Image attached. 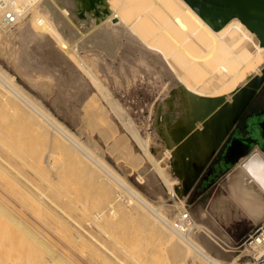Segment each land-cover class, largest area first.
Segmentation results:
<instances>
[{
    "label": "bare ground",
    "instance_id": "1",
    "mask_svg": "<svg viewBox=\"0 0 264 264\" xmlns=\"http://www.w3.org/2000/svg\"><path fill=\"white\" fill-rule=\"evenodd\" d=\"M32 10L35 11L32 12ZM6 12L13 15L12 20L6 17ZM18 17L23 19L15 28V36L11 35L8 39H18L22 45L18 46L22 47L20 57L24 74L30 75L29 68L31 69L37 62L42 61L51 68L53 62H57L63 76L69 79L67 81H75L73 86L75 95L76 93L87 94L85 89L91 82L109 103L114 114L119 117L123 127L130 131L131 137L140 147V150L136 148L135 152H142L148 160L140 155L144 161L136 171L140 178L146 177V186H149L151 192L158 196H168L167 189L173 188L171 180L179 182L181 180L182 184L183 180L193 177L199 164L210 152L217 149L225 136H228L227 133L234 121L264 82V0H0L2 28H7ZM38 26L45 29H39ZM80 49L83 54L78 52ZM157 52L158 54L155 55ZM116 58L119 59L118 63L115 62ZM97 70L104 74L105 78L121 83L119 85L125 89L134 84L135 78L147 80L145 81L147 83L151 81V85L159 81L154 85L160 83L161 93L153 103L151 102L152 106L148 107V116L152 119L151 125L159 136L157 142L159 147L153 142L155 147L150 150L151 144L148 145L147 140L139 136L137 129L139 130L141 126L145 127L143 124L146 121H140L142 124L136 129L134 119L132 120L127 114V118L123 117L121 114L123 107L116 101L118 97L112 95L116 99L108 97L115 91L109 90L102 84ZM65 89L67 88L57 87L55 94H60V91L64 93ZM85 98L82 102H86ZM0 102L4 103L9 111L24 110L28 124L43 138L45 132L48 134L50 132L51 141L54 144L51 148H43L41 144L42 146L36 145L29 152L17 141L0 133V189L3 190V182H6L3 179L4 170L11 172L13 178H21L25 188L18 192L30 205L27 206L30 209H26L32 212L36 210L34 212L36 214H38L37 210L43 209L45 216L42 218L43 223L47 222L46 226L50 228V232L53 231V235L67 234L73 239L72 241L87 245L91 250L94 247H102L104 253L102 259L105 264L148 263H146L148 256L144 254L145 251L141 252V247L138 248L139 244L125 241L113 229L122 222L120 219L123 212L120 208L123 211L124 207L121 206V200L119 201L121 207L115 204L119 209L112 205V199L109 200V198V202L106 199L107 205L102 202L101 204L105 206L100 205L101 208L95 206L97 209H93L94 203L91 199L93 208L89 202L91 208H88V204L80 200L82 196H79V200H77L78 197L74 199L72 195H69L71 192H67L70 188L67 189V187L66 190L64 184L51 179L52 174L49 175L46 165L56 167L59 156L66 155L89 172L91 177L108 178L113 182V187L122 188V191L127 192L130 196L127 201L134 202L136 205L137 213L134 212L136 216L146 221L148 228L156 235L167 238L172 243L174 250L177 251L175 256L179 255L181 259L184 257L188 264H234L233 261L237 255L230 261H225L191 238L187 231H181L180 222L176 218L169 217L168 209L153 205L142 193L129 186L113 168L68 131L51 112L49 113L34 102L2 70H0ZM91 105L89 103L88 106ZM124 105L127 104L124 103ZM98 109L97 113H100ZM68 110L71 111V109ZM107 113L109 114V111ZM107 113H105L106 116ZM257 116L258 120L255 123L262 128L261 136L264 137V117H262L264 110H261ZM111 119L113 120V116ZM49 125H52L54 130L48 129ZM116 125V130L122 131L120 126ZM248 129L251 131L250 136L242 137L235 132L223 148L221 155L223 168L242 156L226 174L222 181V192L215 196L213 206L215 210H221L218 212L223 213L224 217H228L230 213V216L236 219L244 217L253 223L260 221L264 223V152L255 146L250 152L248 151L249 153L243 155L251 144L258 140L257 133L260 134L258 130L256 134L253 133L250 126ZM148 136L150 139L151 136ZM66 141L71 145H67ZM128 143L130 145L129 141ZM259 143L264 144L261 141ZM22 169L26 172L21 173ZM168 172L176 174L179 179H168L166 175ZM161 180L166 182L165 186L161 184ZM15 183L19 187L20 184L17 181ZM112 184L110 183L111 188ZM107 185L109 186V183ZM119 192L122 193L121 190L118 194L115 193L118 197L121 195ZM2 198L0 197V208L7 203L3 204ZM114 199L117 198L114 197ZM178 203L181 201L174 202L176 205ZM7 210L9 208L6 209V216L13 224L19 228L23 224L26 225V222L21 224V216H18V214L22 215L20 211L15 217L17 209L14 211V216L10 214L13 210H9L10 212ZM39 212L38 216L33 213L37 216L33 220L40 219L41 211ZM129 215L131 217V212ZM124 216L123 220L126 221ZM22 218V221L27 219L23 215ZM141 218L139 220L142 222ZM0 225H2L1 222ZM143 225H145L144 222ZM23 227L21 230L26 231L30 226ZM41 227L44 228L43 224ZM91 228H96L109 243L97 237ZM49 230L45 232L49 233L47 232ZM118 232L120 234L119 230ZM16 234L17 232L14 235ZM58 235L55 236L58 237ZM263 235L262 227V232L250 241L254 244L252 245L254 251L257 247L255 256L264 250L261 239ZM63 236L62 238L66 240L70 238ZM10 240L7 241L10 242ZM34 241L31 242L34 244ZM36 242L41 245L39 247H43V250L46 248L45 252L48 250L49 254L47 257L45 255L43 263L60 264L68 261L63 260L55 247L43 244L40 240ZM221 242L226 241L221 240ZM60 243L62 245V242ZM9 244L8 248L6 246L8 251L4 252L2 249L4 253L0 254V264H20L19 256L17 257L18 249L15 248L18 245H12V248L16 250H11ZM218 244L219 247L224 248L220 243ZM81 245L77 247L83 249ZM71 246H66L65 249L68 250L67 247ZM83 250L86 252L87 248ZM11 252L16 256H13ZM70 252L72 254V251ZM63 253L66 257V252ZM80 253L78 252V256L82 255ZM151 258L148 259L149 262L152 261L154 264L156 261L155 264H159L158 259ZM28 264H31V261Z\"/></svg>",
    "mask_w": 264,
    "mask_h": 264
},
{
    "label": "rangeland",
    "instance_id": "2",
    "mask_svg": "<svg viewBox=\"0 0 264 264\" xmlns=\"http://www.w3.org/2000/svg\"><path fill=\"white\" fill-rule=\"evenodd\" d=\"M34 11L35 10H32V12H34ZM19 19L20 18L18 17L16 20H14V22L10 23L7 28H2L0 26V70H2L4 73H6V75L25 94H27L34 102L39 104L41 107H43L49 113L51 112V114L55 118H57V120L59 122H61L62 125L68 131H70L73 135H75L84 145L89 147L94 152V154H96L102 161H104L111 168H113L125 180V182L129 186H131L132 188H134L137 191H139L140 193H142L144 195V197L148 201H150L153 205L162 206V207L168 209L169 217H171L172 219L176 218V220L180 222V224H181V227H179L180 230L181 231H187L188 235L191 238H193L194 240L199 242L201 245L206 246L212 254H216V255L220 256V258L225 260V261H230L231 258H234L237 255L235 257V260L233 261L234 264H264V250L259 255L255 256L257 254V251H256L257 247H255V251H254V249L252 248L254 246V244L250 243V241L252 240V238L254 236H256L262 232V227L264 228V223L262 221L257 222V223H253L252 221H249L244 217H242L241 219H236L233 216L231 217L230 213L228 214V217H224L223 213L221 214L218 212L221 210H215V208L213 206L214 198L217 194L222 192L221 191L222 190V187H221L222 181L224 180L226 173L230 169V166L227 168H223L222 166L220 167V160L222 159L221 155H222L223 148H224L225 144L231 138L232 134L237 132V130H240V132L243 134L247 133L246 128H245L246 119H245L244 114L249 107L250 108L246 112L247 115L250 113H253L257 110V107H258L257 105H259L257 103H259V102H256L257 99L254 102H253V100L255 99L256 95L260 92V90L263 88L264 82L262 83L260 88L255 92V94L252 96V98L250 99V101L246 105V108H244V110H242V112L239 114L238 118L234 121L233 125L231 126L230 130L227 133L228 136H225V138L221 142V144L217 147L216 150H214L215 152L214 151L210 152L207 155V157L204 159V161L199 164V166H198L196 172L194 173L193 177L190 178L189 180H183V182L181 184V180H180V182L178 180H171L172 178H178L179 179V177H177L176 174H173L172 172H168V174H166V175H167V178L171 180L170 182H172L173 188H171V190L167 189V195H168L167 197H162L161 195L158 196V195L154 194V192H151V190L149 189V186L148 187L146 186V180H145L146 177L140 178V175L138 176V174H139L137 172L139 170L138 167H140L142 165L141 163H143L142 162V161H144L143 159H146L145 156L142 154V152H140V151L138 153L135 152V149L139 148L138 150H140V147L135 143V140L131 137L130 131L126 130L123 127L122 122L120 121L119 117L116 114H114L113 110L111 109V107H110L109 103L106 101V99L102 96V94H100V92L95 88V86L92 85L91 82H89L90 85L87 86L88 88L85 89L87 94L76 93V95H77L76 96L74 93L75 89L73 87L75 84V81L68 82L69 79H66L63 76V72L60 69V67L58 66L57 62H53L52 68L50 66H47L42 61L37 62L32 66L33 68L32 67H31V69L29 68L28 73H30V75L24 74L23 67L21 65V57H20L21 53H22V50H21L22 45L20 44L18 39H11L10 38L11 41L8 39L11 35L15 36V34H16L15 28L17 27V24H19L23 18H21L20 20ZM38 28L39 29H45V28L40 27V26H38ZM18 45H21V46H18ZM78 52L80 54H83L81 49ZM157 54H158V52L155 53V55H157ZM118 61H119V59L116 58L115 62L118 63ZM92 67H94V65H92ZM45 70H48V71H45ZM97 74H98L100 81L102 82V84L106 88H108L109 90L115 91L114 94H110V96H108V97H110L112 99H116L118 97L116 99V101H118V103H120L121 106L123 107L121 110V114L123 115V117L127 118L128 116H130L132 120L134 119L133 122H134L136 129L141 126L142 121L143 122L146 121V123L144 122V124H143L146 128L141 126L142 129L140 127L139 130L137 129V132H138L139 136L141 135L142 139L144 138L147 140L148 145L151 144V145H149V149L150 148L152 149V147H155L153 145V142H155L157 144L159 136L156 134L157 133L156 130L152 127L153 125H151L152 119H150V117L148 116V113H149L148 107L150 108L152 106V103L155 101V99L161 93L162 89H160V83H159V85H154L159 81H155L156 83L154 82L153 85H151L152 84L151 81H149L147 83V82H145L147 80L143 81L141 79L137 80L135 78L134 84L129 85V87H127L125 89L123 86H120L121 83H119L118 81L117 82L115 80L111 81V79L105 78L104 74H102L99 70H97ZM85 78H86V76H85ZM60 81H61V83H60ZM57 87H59V88L65 87L67 89H65L64 93L62 91H60V94H55V92H57L56 91ZM76 87H77V83H76ZM71 88H72V90H71ZM158 89L160 91H158ZM67 91H69V93L71 91L72 92L69 94V93H67ZM72 95H73V97H72ZM111 95L113 97L115 96L116 98H113ZM260 97H261V102L264 103V101H262V96H260ZM84 98H85L87 104L85 101L82 102V100H84ZM88 100H90V101H88ZM89 103H90V105L93 104L94 106L93 105H91L92 107L88 106ZM124 103L127 105H124ZM128 103H130V104H128ZM86 105L88 108L86 107ZM71 106H73V108ZM143 106L147 109L142 108ZM58 107H59V109H58ZM99 107H101L102 109ZM107 108H110V109H107ZM68 109H71V111L72 110L73 111L71 112ZM97 109H98V112H100V113H97ZM107 110L109 111V114L107 113L108 112ZM123 110H124V112H123ZM141 110H142V112H141ZM138 112H140V113H138ZM105 113H107L108 115L106 116ZM126 114L128 116H126ZM112 116H113V120L111 119ZM26 118H27V115L24 113V110H22V111H19V110L9 111L8 107L4 103L0 102V133L7 135L8 137L17 141V143L21 144L25 148V150H27L28 152L30 149L34 148L36 145L40 146L41 144H43V148L44 147L51 148L54 144L51 141L50 132H49V134L45 132L44 138H43L40 134H37L33 128H31L30 124H28V122L26 121ZM96 118H97V121L101 120L100 122H103V123L97 122ZM115 125L117 127L119 125L120 126L119 128L122 131L118 132L116 130L117 128L115 127ZM49 126L50 127L48 129L53 128L52 125H49ZM143 129H146V130L144 131ZM51 130H54V128ZM51 130H49V131H51ZM141 130H143V131L140 132ZM114 133H115V135H113ZM148 135L151 136L150 139L148 138L149 137ZM128 141L130 142V145H129ZM150 141H152V142H150ZM66 143H67V145L69 144V142H67V141H66ZM30 144H31V146H30ZM48 144H49V146H48ZM158 144H157V146L159 147ZM70 145L71 144H69V146ZM131 147H133V148H131ZM140 155H142L144 158L141 157ZM141 158H143V159H141ZM46 168L49 172V175L52 174V175H50V177H51V179L53 178L54 182L64 184L65 189L67 187H68L67 189L72 188V190H70V189L69 190L66 189V190H67V192H71L70 194L69 193L68 194L72 195V197L74 199H75V197H78L77 200H79V196H82V198L80 200L81 201L84 200L85 204L86 203L88 204V202H89L90 206L92 204L90 202L93 201V203L95 204V205L92 204V206L94 208L91 206L93 209H97V207H95V206H99L98 208H101L102 205L104 204V202H105V205H107L106 199H107V202H109V200L112 199L111 203L116 209H119V207H121V206H122V208L124 207L123 211L120 208L121 212H123L121 215V219H120V221H122V222L121 223L119 222L118 225L115 224L118 227L116 226L117 228L115 229V227H114L113 229H114V231H116L117 235H120L125 241L134 242L137 245L139 244L138 248L140 246L141 249L140 248L139 249L141 250V252L145 251L146 253L144 252V254H146L148 256V258L146 257V263L148 262L147 264H151V263L153 264L152 261L151 262L148 261V259L150 260L151 257L152 258L155 257V259L151 258L152 260L158 259L157 261L159 264H188L187 263L188 261L184 257L181 259L179 257V255L175 256L177 251L174 250L172 243L170 241H168L167 238L156 235V233L152 232L148 228L149 225L146 221H144L140 216H136V214H135V213H137L136 205H134V202L130 203V202H128L129 200L127 201V199H129V197H130L129 194L127 192L122 191V188L120 189L116 186L113 187L114 186V184H112L113 182H111L108 178H104L101 176L100 177H98V176L91 177L92 175L88 174L89 172H87L81 166H78L71 158L67 157L66 155H63V157L59 156V160L56 163V167H55V165H53V166H51V165L47 166L46 165ZM150 168H152V166ZM4 172H5V175H4L3 179L6 182H3L4 183L2 186L3 190L0 189V191L3 195L1 193L0 194L3 196L4 199L2 198L1 195H0V197L2 198V201H4V202L1 201L3 204L5 202H7V203L4 204L6 206H4L3 208H0V222L2 224L0 226H1V228L3 227L2 229L0 228V254H3L7 250L8 243H10L11 245L9 244V246L11 247V250H16L15 248H17L19 250V251L17 250V254H18L17 257L19 256V260L21 261V262L19 261L20 264L21 263L28 264V262H30V261H31V264H39V263L41 264L44 262L43 260L45 258V255L47 257L49 253H48V250H47V252H45L46 248H44V250H43L42 249L43 247H39L40 244H38L36 241L40 240L43 242V244H46L49 246L51 245V246L55 247L57 249L56 252L61 254L63 260H68V261H64L65 263H60V264H66V262H67V264H90V263L91 264H99V263L105 264L104 260L102 259V254H104L102 247H98V248L92 247L93 249L91 250V249H89V246H87V245H84V244L81 245L78 242L76 243V242L72 241L73 239L70 236H68L67 234H65L64 236L58 235V234L53 235V231L51 230V232H50V230H49L50 228H48V226H46L47 222H45V224L43 223L44 222L42 220V218L44 216L43 215L44 214L43 209L39 210V211H41L40 219L33 220V219H35L34 217H37L40 212L37 210L38 214H36V213H34V212H36V210H34V212H32V210H27V209H30V207L27 208V206H30V205L28 204V201L25 199V197L21 193L18 192V191H22L25 188L24 183L21 182L23 180L21 178H15V177L13 178L11 172H7L5 170H4ZM25 172H26L25 169H22L21 173H25ZM55 173H56V175H55ZM102 178H104V179L102 180ZM14 180L20 184L19 187L17 186V184L15 183ZM104 180H105V183H104ZM100 182H103V183L101 184ZM106 183L107 184L109 183V186ZM110 183L112 184V188H114L116 190H114V189L112 191L110 190V189H112ZM161 184L163 186H165L166 182L161 180ZM107 187H108V189H106ZM119 189L121 190L122 193L119 192V194H121V195H119V197H118V196H116V194H118V191H120ZM78 190H80V191H78ZM108 190H109V192H108ZM3 191L5 193H3ZM73 191L76 193H74ZM86 193H87V195H86ZM8 194H12V195H8ZM81 194H83L84 196ZM108 194L111 195L112 197L109 196ZM87 196L90 199H88ZM6 197H8V198H6ZM84 197L88 201H86V199ZM105 197H107V198H105ZM114 197L117 198L118 200L114 199ZM100 198H101V200H100ZM108 198H109V200H108ZM124 198H125V200H124ZM91 199H92V201H90ZM104 199H105V201H104ZM113 200H117V201L115 202ZM120 200L121 201L123 200V201L121 202ZM119 201L121 203V206H119L120 205ZM175 201L176 202L181 201V203H178L176 205V204H174ZM102 202H103V204H101ZM98 203H100V204L98 205ZM89 204L87 205L88 208L90 207ZM115 204L116 205L118 204L119 207H117ZM128 204H129V207H128ZM100 205H101V207H100ZM105 205H103V207ZM7 208H9V210H11V211L13 210L12 211L13 213H10L12 215L14 214V211H16L15 209L18 210V212L15 213V215H16L15 217H17V214L20 211V213H22L23 217L27 218L26 220L22 221V219H23L22 215L18 214V216H21L20 217L21 218V224H23L22 222H26L25 223L26 225L23 224V225H21V227L24 226L23 228H25V226L27 227L29 225L30 227L29 226H28L29 228L27 227L29 230L28 229H26V231L24 230L25 231V233H24V231L21 230V227L19 228V226L17 227L15 224H13L10 221V219L6 216V209ZM125 208H126V211H124ZM131 208L132 209L135 208V209H133V212L131 211L132 210ZM9 210H7V212H10ZM134 210H136V211H134ZM124 212L128 213V217H126L127 213L125 214ZM130 212H131V217L129 215ZM31 213L33 215V218H32V215H30ZM33 213L36 214L37 216L34 215ZM132 215L133 216L135 215V216L133 217ZM184 215H186V219H185L187 221L186 226H184V224H183V218H184L183 216ZM29 216H31V217H29ZM123 216H124V219H126V221L123 220ZM139 217L141 218V220H143L142 222L139 220L140 219ZM129 218H131V219L129 220ZM132 219H133V221H132ZM134 220H136L137 222ZM33 222H34V224H33ZM143 222L145 225H143ZM42 224H43L44 228L41 227ZM34 225L36 227H34ZM145 227H147V228L145 229ZM43 229H45V230L48 229L49 231H47V232H49V233H46L45 230H43ZM118 230L120 231V234H118L119 233ZM32 231H34V232H32ZM91 231L97 237L102 239L104 242L109 243L108 239H106L105 237L100 235L99 232L96 230V228H94V229L91 228ZM16 232H17V234L14 235ZM50 233H52V234H50ZM213 233H215V234L213 235ZM26 234H27V236H26ZM30 234H32V235H30ZM33 234H34V236H33ZM40 235H42V236H40ZM55 235L56 236L58 235V237H56ZM46 236H47V238H46ZM62 236L63 237L68 236L70 238H67V240H66V238H62ZM12 237L14 239H11L12 240L11 241L10 238H12ZM29 237H31L33 240L31 238L29 239ZM40 237H42L44 240H42V238H40ZM6 238L8 241L10 240V242H8L6 240ZM37 238H39V239H37ZM48 238H49V240H48ZM63 239H64V242H63ZM177 239H179V238H177ZM261 239H262V243H264V237H262ZM28 240H29V242H28ZM34 240H36V241H34ZM57 240L59 241V243ZM221 240H225L226 242L222 243ZM31 241H34V244ZM48 241H50V242H48ZM60 242H62V245L64 243V245L62 246ZM30 243H32L34 245V247ZM49 243H51V244H49ZM218 243H220L222 246H224V248L226 250L222 247H219ZM16 244L18 246H15ZM70 244L71 245L73 244L74 246L73 245L71 246ZM79 244L81 245V247H83V249L87 248V250H86L87 254L86 255H85L86 252L83 249H81L80 247H77V246H80ZM226 244L230 245V246L229 247L225 246ZM12 245L15 246V248L13 247L14 249L12 248ZM30 245H32L31 247L33 250L31 249ZM4 246H5V248H4ZM6 246H7V248H6ZM66 246H71V247L70 248L67 247L68 250H66L65 249ZM10 247H9V249H10ZM34 248H36L37 250L36 249L34 250ZM71 248H72V250H71ZM2 249H4L3 253H2ZM73 249H75L76 252ZM78 249L79 250L81 249L82 252H81V250L79 251ZM31 251H32V253H31ZM34 251H35V254H34ZM68 251H69V253H68ZM70 251H72V254ZM253 251H254V253H253ZM63 252H66V254H67L66 257H65V254ZM78 252L79 253L81 252L80 254H82V255L78 256L79 255ZM11 253L13 254V256H16L13 252H11ZM7 254L9 255L10 253H7ZM4 255H6V254H4ZM89 255H91V256H89ZM85 256H87V257H85ZM80 257H82V258H80ZM83 257H85V258H83ZM90 257H92V259L94 257V259L92 260ZM98 258H99V261H97ZM32 259H33V261H32ZM35 260L39 263H37ZM154 262L156 263V261H154ZM43 264H45V263H43ZM52 264H55V263H52Z\"/></svg>",
    "mask_w": 264,
    "mask_h": 264
},
{
    "label": "flooded vegetation",
    "instance_id": "3",
    "mask_svg": "<svg viewBox=\"0 0 264 264\" xmlns=\"http://www.w3.org/2000/svg\"><path fill=\"white\" fill-rule=\"evenodd\" d=\"M260 88V87H259ZM261 94H257L256 95V97H255V99L253 100V102L257 99V101L256 102H259V103H257V104H259V105H257L258 107H257V110L255 111V112H253V113H250V114H246V112L248 111V109L250 108H248L247 110H246V112H245V114H244V116H245V119H246V123H245V128H246V131H247V128H248V126H252V129H257L258 131H259V133L260 134H258L257 133V139L259 140V141H261V142H264V137L263 136H261V131H262V128L257 124V123H255L257 120H258V116H257V114H259V112L261 111V110H264V103H262L261 102ZM252 102V103H253ZM252 105V104H251ZM250 105V106H251ZM246 108V107H245ZM243 116V117H244ZM242 117V118H243ZM262 117H264V116H262ZM241 118V119H242ZM255 123V124H254ZM253 133H255L256 134V131H254L253 130ZM236 134H240V135H243V137H248V136H250L251 135V133L249 132V131H247V133H241L240 132V130H237V132H236Z\"/></svg>",
    "mask_w": 264,
    "mask_h": 264
},
{
    "label": "crops",
    "instance_id": "4",
    "mask_svg": "<svg viewBox=\"0 0 264 264\" xmlns=\"http://www.w3.org/2000/svg\"><path fill=\"white\" fill-rule=\"evenodd\" d=\"M258 94H261V96H262V101H264V86H263V88L260 90V92L258 93ZM251 127V129H252V126H250ZM254 131H257V129H253ZM247 131H249L250 133H251V131L247 128ZM242 137H243V135H241ZM260 141H258V140H256L254 143H252L251 144V146H250V148L247 150V152L246 153H244L243 155H246L247 153H249L255 146H257L258 148H260L263 152H264V144H262V145H260V143H259ZM261 143H263V142H261ZM249 151V152H248ZM242 156V155H241ZM241 156H239L234 162H232L230 165H228V166H226L225 168H227V167H229L230 166V169H229V171L231 170V168H233V166L235 165V162H237L238 160H239V158L241 157ZM223 161H222V159L220 160V167L222 166L223 167ZM228 171V172H229ZM227 172V173H228ZM226 173V174H227Z\"/></svg>",
    "mask_w": 264,
    "mask_h": 264
},
{
    "label": "built area",
    "instance_id": "5",
    "mask_svg": "<svg viewBox=\"0 0 264 264\" xmlns=\"http://www.w3.org/2000/svg\"><path fill=\"white\" fill-rule=\"evenodd\" d=\"M6 17L9 19V20H12V17H13V15L10 13V12H6ZM184 218H183V224H184V226H186L187 225V221L185 220L186 219V215H184L183 216Z\"/></svg>",
    "mask_w": 264,
    "mask_h": 264
}]
</instances>
